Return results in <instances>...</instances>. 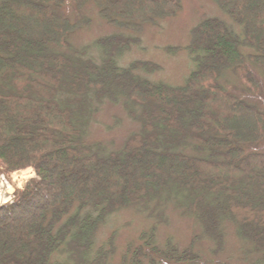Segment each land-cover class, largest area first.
<instances>
[{"label": "trees", "instance_id": "16d2710c", "mask_svg": "<svg viewBox=\"0 0 264 264\" xmlns=\"http://www.w3.org/2000/svg\"><path fill=\"white\" fill-rule=\"evenodd\" d=\"M89 2L120 32L140 33L181 8L180 0H0V170L36 172L0 207V264H110L114 245H97L98 228L139 204L156 224L169 205L196 217L218 249L233 222L259 255L252 264H264V110L219 82L231 69L247 92H263L250 64L264 75V0H217L244 39L220 18L203 20L182 86L141 74L158 69L152 61L121 66L132 41L124 33L97 41L101 62L86 48L69 54ZM104 100L122 102L141 128L101 153L88 130ZM156 224L127 246L123 264H233L204 262L198 236L182 249L170 238L159 244Z\"/></svg>", "mask_w": 264, "mask_h": 264}, {"label": "rangeland", "instance_id": "374dc122", "mask_svg": "<svg viewBox=\"0 0 264 264\" xmlns=\"http://www.w3.org/2000/svg\"><path fill=\"white\" fill-rule=\"evenodd\" d=\"M180 2L181 8L176 14L155 24L143 25L140 33L132 30L120 32L121 29L108 24L96 5L89 2L82 9L83 26L71 35L72 49L68 53L78 54L86 48L89 56L101 62L104 51L97 41L102 37L124 33L125 37L132 41L129 49L119 59L121 66H128L137 60L152 61L158 65V69L149 74L140 71L141 74L153 81L182 86L196 67L189 46L192 31L197 25L206 18L217 17L227 22L240 39H244V30L224 12L217 0H180ZM136 39L139 41L136 42ZM241 49L246 54L257 52V49L250 47L242 46ZM250 69L251 74L263 83V92L259 95L247 92L243 82L231 69L222 71L219 82L231 93L264 110V75L253 64H250ZM95 106L97 110L88 130V140L96 148H100L101 153L120 149L132 134L140 130V122L129 115L122 102L104 100L100 103L95 102ZM131 107L133 108L132 105ZM257 150L264 151V145L257 147ZM30 171L25 176H28ZM33 177H36V172L28 180ZM28 180L25 179L21 186L23 187ZM156 222L155 218L145 213L140 204L121 209L99 226L96 235L97 245L112 240L114 248L110 256V264H123L122 257L127 246L138 244L140 234L151 229ZM156 227L157 241L161 245L170 238L182 249L189 246L198 236L194 249L207 263L222 261L252 264L259 259V255L252 251L250 243L238 236L233 222H226L224 242L219 249L206 235L203 225L196 217L183 213L172 205L165 209L163 220L156 224ZM64 259L68 261L66 257H60L59 262L63 263Z\"/></svg>", "mask_w": 264, "mask_h": 264}, {"label": "built area", "instance_id": "2783aa9c", "mask_svg": "<svg viewBox=\"0 0 264 264\" xmlns=\"http://www.w3.org/2000/svg\"><path fill=\"white\" fill-rule=\"evenodd\" d=\"M28 171H30L29 175L25 176ZM33 174L32 168L15 171L11 176L0 170V206L13 203L18 196L19 189L22 187V182L25 179L28 180Z\"/></svg>", "mask_w": 264, "mask_h": 264}]
</instances>
